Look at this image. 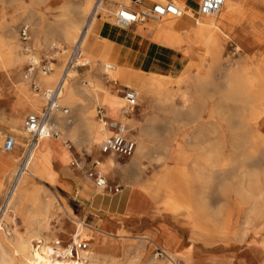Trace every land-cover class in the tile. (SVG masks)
I'll use <instances>...</instances> for the list:
<instances>
[{
  "label": "rangeland",
  "instance_id": "rangeland-1",
  "mask_svg": "<svg viewBox=\"0 0 264 264\" xmlns=\"http://www.w3.org/2000/svg\"><path fill=\"white\" fill-rule=\"evenodd\" d=\"M239 1L242 2L240 10H245L246 13L248 12V16L254 19L252 26L246 23L228 25L209 38L201 40L200 43L195 44L192 38H187V42L185 41L181 45L168 48L179 55L181 65L172 72L151 71L149 73H144L138 85L135 86L131 84L132 87L138 90V106L131 115L134 118V122L130 124L125 120H122V122L129 125V129L132 130L131 134L136 140V146L139 140L147 145V154L141 157V162L137 164L135 168L139 173L140 181L144 185H147V187L144 188L147 194L153 198L157 195L158 191L161 200L163 199V201L159 203L160 206L163 207V211L166 209L165 205L170 196L176 201V205H180L181 203L184 205V203L187 202L185 198L190 195L189 191H196L203 205H205L206 211L205 214L203 213L197 216L201 219L202 230H197V235L191 238L193 240L197 239L200 243H209L210 247L207 249L214 250V254L217 252V254L220 255L218 252L223 251L243 253V256L250 260V264H259V256L261 252L264 253V142L257 141L254 146L252 145L253 140L251 133L253 132L251 130L247 131L238 125L237 115L241 104L236 101L224 99L223 92L226 88L225 85L232 81L231 77L226 74L228 72H233L234 66L238 63L246 66L248 65L249 72L252 75H256L259 71H264V0H261L259 7L256 8L252 6V0ZM187 2L197 10V0H188ZM65 6L69 7L71 5L61 2L60 0H0V11H4V15H0V41L7 34L10 24L21 46L29 48V52H27L26 49L23 50V53L25 51L26 54L24 55L25 64L20 72L22 76L27 75L26 66L29 63L28 55L35 56L39 62L35 67V73L41 71V66L44 64L42 63L43 60H50L51 58L55 59V64L52 65V69L58 68L61 72L62 69H64L67 54L61 55L59 51L63 50L61 48H64L68 50L66 53H69V50L75 45H68L63 41H59L58 37L55 35L52 36L49 42H46L45 35L40 33L38 28L39 25L43 29L50 27V25L57 20V17L62 13ZM14 13H17L16 18H13ZM41 16L43 17L42 19ZM98 17L101 18V15H98ZM102 21L104 22V19ZM26 22L29 28L30 40L25 43L21 36V29ZM113 23V21H106L105 25L112 26ZM150 24L155 23L149 21L127 28H120L116 25H113V27L128 32L134 39V45H139V47H141L144 44L147 45V48L152 46V48H157L158 52L160 50L162 51L161 46L157 44L154 45L155 42L153 40L151 41V39L139 33L138 29ZM56 42L57 46L55 47L59 49L53 51L50 47ZM208 50H210L209 55L205 53ZM100 55V52L90 50L88 52V66L86 68L75 69L76 74L80 76L90 75L93 71L99 69L103 76L106 77V74L102 71L103 66L99 63ZM157 55L161 54L158 53ZM106 61L107 60H104V62ZM107 62L111 63L109 60ZM204 62L208 63L206 67L202 66ZM119 67L120 65L116 66L118 71ZM163 75H166V77ZM36 77L35 75V83ZM144 78L157 84V88L162 95H154L152 96L153 98L147 96L142 91ZM118 79H120V81H118ZM123 81L124 78L119 75H117L116 83L110 84L105 80L103 82L104 88L106 89V87H109L110 89L108 95L115 96L118 95L120 91L119 95L124 96L123 90L125 89V82L123 83ZM56 83H58V78L50 89H53ZM36 85L39 89H35L30 81H28L26 85L17 78L15 84L10 83L9 87L0 90V98H2V101L0 100V108H5L3 109L5 110L4 115L8 119L12 116V108L9 104L16 102L17 97L14 94L19 93L18 89H27L31 100L33 95H39L44 99L43 94L46 89L42 88L37 83ZM64 94L65 93L62 95V99L64 98ZM25 104L26 107L31 106L27 100H25ZM45 104L39 108V111L44 109ZM60 105L61 107L67 108L69 111L65 114L61 110L63 114L62 117H69L71 119L74 113L69 105L64 102H61ZM192 106L201 110V116L195 122L192 121V119L189 118V114H187L188 109ZM97 107L99 106H96L95 109V120H97ZM254 108L261 109L262 104L257 101L254 104ZM177 110L179 111L178 114L176 113ZM7 112L8 114H6ZM112 112L117 113L118 106H115ZM29 114H31V111L27 107L25 119ZM145 125L152 129L154 132L152 133L153 135H145L141 132V126ZM56 131H58L60 135L57 141H62L63 143L69 142L71 145L70 151L73 153L74 158H71L69 162V169H71L69 174L72 177L74 175L77 178L85 179L84 172L76 169L72 163L74 160H81L89 164L98 159L100 155L98 152V143L101 140V136L97 134L92 145L89 146L88 151L84 152L75 139L68 137L57 127ZM0 132L16 135L11 125L6 122H0ZM193 132H196L197 137H191ZM260 132L264 135V124L261 125ZM189 138H192L191 140L193 142L196 141V145L189 143ZM22 140L23 144L19 148L18 156L13 157L17 164L23 154L24 146L28 141V139ZM42 143L43 141L41 145ZM41 145L40 148L37 149L39 154H42ZM175 145L183 147V154L189 157L188 161L180 167L172 165L167 155L169 149ZM150 147H159V149L156 148L155 152H153V158H150L149 155ZM1 151L2 150H0V152ZM134 154H136V149ZM218 154H220L221 160L226 158L230 162L226 167L227 171L225 177V182L233 189L229 195L222 191L219 186L223 172L219 167V160H217L216 157ZM128 160L129 159H119L113 162L126 165ZM15 165L14 168L13 165L11 166L13 169L9 171L4 180H0V206L2 205L5 195L7 180L12 179L10 177H13L17 169V165ZM166 168L170 170V176L169 180H167L163 186V173H160L165 171ZM97 169L107 177L108 182L114 189L116 185L112 184V182L117 180L121 175L122 172L119 171L121 167L109 162L108 164L103 163L102 167L100 166ZM185 170L190 173L193 172V175H196L193 178L194 181L190 183V190L188 189V191H184V180L188 178L185 174ZM128 172L129 171H126L124 173ZM171 182L175 183L172 185L173 188H167L171 185ZM30 184L32 188L44 192V194L52 199L55 210L61 209V212L59 211L60 214H55L52 218L50 226L58 239L70 243L72 241L73 230L69 232L66 231L68 224L71 222L62 212L63 208L71 212L72 216L75 218L82 217V215L85 214V210L80 206L78 199L74 198L76 194L75 187L69 186L68 189L63 180H61L59 184H53L47 180L40 181L34 178L31 180ZM92 185H94L93 181ZM154 187L157 188L156 191H153ZM97 190L100 192L103 191L99 188H97ZM175 198L179 201L175 200ZM182 204L180 205L178 214L188 213ZM229 205H231V211L233 213L231 216L232 221L229 226L223 229L220 227ZM156 209L157 207L154 206V211ZM92 219L93 216L85 217V223L88 226L94 227L91 223ZM18 222L22 230V223L20 220H18ZM190 222V224L193 225L194 222ZM94 228L103 230L102 228ZM105 231L110 234H103L100 232L93 233L92 243L87 250L88 253H92V244L95 242L96 235L105 243L104 246L108 244L110 247H115V250L107 253V257L104 255L100 256V259L104 261L105 264L111 261L114 264H147L151 260L163 262L167 261L166 255L170 253L174 254L177 264H195L196 261L200 262L199 258H192L178 251L173 253L167 248L164 250L160 249L156 245L149 243L147 239H141L136 235L118 231L117 234H113L108 230ZM81 241L85 242L84 239ZM34 244L36 245V243ZM160 250H163L165 254L157 256V252ZM214 254H209L211 255L209 257H212L210 259V264H224L225 258L223 254L220 255L217 261L213 260ZM180 256H182V260L179 258Z\"/></svg>",
  "mask_w": 264,
  "mask_h": 264
},
{
  "label": "bare ground",
  "instance_id": "bare-ground-1",
  "mask_svg": "<svg viewBox=\"0 0 264 264\" xmlns=\"http://www.w3.org/2000/svg\"><path fill=\"white\" fill-rule=\"evenodd\" d=\"M60 1L68 3L71 6H65L62 13L57 17V20L53 22L47 29H43L39 25L38 31L45 35L46 42H49L52 36L55 35L58 37L59 41H63L68 45H80L87 59H89L88 52L90 50L100 52L101 55L99 63L102 64V71H104L106 77L103 76L101 70L99 69H96L90 75L80 76L76 74V68L67 67V65L65 64V67L64 69H62V72L58 68H53L50 72L47 73H43L42 70L35 73V75L37 76L36 83L42 88H45L46 93L47 91L51 90L50 88L53 86V84L58 78V83H56L55 86L57 87L59 85L61 87L58 103L60 105L61 102H64L69 105V107L74 113V116H72L71 119L69 117L63 118V114L61 112L62 109H59L56 111L57 113L55 112L52 118V123L55 129L57 127L61 129L68 137H72L73 139H75L76 142L80 144V148L82 149V151L87 152L89 146L92 145L94 138L98 134L97 132L99 130L101 140L98 143V148L103 139L110 133L108 129L103 126V124L95 120V109L96 106L100 105L99 98L101 97V95L108 94L110 91L109 87H106V89L104 88L103 82L107 80L110 84L114 82L116 83L117 75L121 76L120 72L116 69V66L120 65L116 58L107 57L102 52V31L106 26V21H113L111 17L113 9H115L119 5L128 6L131 4V2L129 0H108L105 3H102L96 11V14L93 15L96 6V0ZM153 1L163 3L166 0ZM172 1L179 7H181V9L183 10V15L181 17H167L161 20L160 22H153L155 24H150L148 26L138 29L139 33H142L143 35L151 39V41L153 40L155 42V44L153 43L154 45L157 44L161 46L162 51L160 50L158 52L161 55H163V52L166 49L171 48L175 45H181L187 40V38H192L194 43L197 44L200 43L201 40L207 39L215 33L223 30L228 25L246 23L247 25L252 26V24L254 23V19L248 16V12L246 13L245 10H240L242 2H240L239 0H225L222 9L214 15H200L198 11L191 6V4H188V0ZM251 2L252 6L256 8L259 7L261 0H252ZM3 13L4 11H0V15H4ZM98 15H101V18H99ZM16 17L17 13H14L13 18ZM42 18L43 17L41 16V19ZM103 19L104 22L102 21ZM26 24L27 22L24 24V26H27ZM140 24L142 23L136 24V26ZM113 25L115 24L113 23ZM52 45L53 46L50 47L51 50L56 51V49H59L58 47H55L57 46V42L53 43ZM25 49L27 52H29V48H24L23 46H21V43H19L15 31L12 30V27L9 24L7 34L0 41V90L9 87L10 83L15 84V80L17 78H19L20 82L26 85L28 81L31 82V77H29L28 75L22 76L20 74L25 64L24 55L26 53L25 51L23 53V50ZM61 49H63L62 52L59 51L61 55L68 54L66 53L68 52L67 49ZM71 50H69V52ZM205 53H208L209 55L210 50ZM27 57L28 62L32 63L36 67L39 62L37 61L35 56L28 55ZM104 60H109L111 61V63L107 61L104 62ZM53 64L54 62L51 63V67ZM207 64V62H204L202 66L206 67ZM123 67L127 66L123 65ZM249 71L250 70L248 65L246 66L238 63L236 66H234V71L228 72L226 74L231 77L232 81L228 82L225 85V89L223 88V97L226 100L236 101L241 104L237 115L238 125L239 127L247 131L251 130L253 132L251 134L253 140L252 145L254 146L257 141L264 142V135L260 132V126L264 121V71H259L256 75H252ZM163 76L166 77V75ZM125 88L133 87L126 86ZM135 90L137 91L138 95V90ZM142 91L149 97H152L154 95H162L160 90H158L157 88V84H155L153 81L148 80L147 78H144V81L142 83ZM18 92L19 93L14 94L17 97L16 102L9 104L12 108L11 118H5V116L2 115V113L0 112V122L9 123L11 125V128L13 129V132L16 134L15 147H13V149L9 152L1 151L3 153H8L9 156L12 158L18 156L19 148L23 144L22 139L29 140L31 137L24 126L27 107L31 111V114L41 115L43 110L39 111V108L43 104H45L46 101L45 93L43 94V97L45 99L44 101V99L39 95H33L31 100L27 89H18ZM63 93L65 94L64 98L62 99ZM119 98L121 99L124 105V97L121 96ZM1 99L2 98H0V100ZM25 100H27L31 106L26 107ZM257 101L262 104L261 109L254 108V104ZM176 113L178 114L179 111L177 110ZM200 113L201 110L194 106L190 107L187 111V114H189V118H191L194 122L196 121V118L199 117ZM120 115L121 117L117 120H125L129 124L131 122H134V118L132 116H125L122 113ZM141 127V132L143 134L153 135L152 133L154 132L150 127H148L147 125ZM191 137H197L196 132L192 133ZM47 138L59 139L60 135H58L57 137ZM47 138L39 139V143L33 151V155L28 166V172L20 178L15 191L13 192L10 199L8 200V203L6 204L7 206L0 209V264H78L77 261L72 258H53L49 255L48 247L50 246V243L53 240L58 239V237L55 235V232L52 230L50 223L55 214H60L61 209L55 210L53 206L54 202L52 201V199H50L46 194H44V192L32 188L30 184L33 178L38 179L40 181L47 180L53 184H59L57 182L56 177L51 171L49 159L45 155L39 154L37 151V149L40 148L41 142ZM192 138H189V143H193L196 145V141L193 142L191 140ZM65 146L70 149V146L67 145V143H65ZM135 149V155L139 156V158L146 155L148 152L147 145L143 144V142H141L140 140L138 141ZM216 157L217 160H219V167L223 172L222 179L219 185L220 189L229 195L233 191V189H231V187L225 182V177L227 171L226 167L230 164V162L226 158L221 160L220 154H218ZM95 162L97 163V168L100 166L102 167L103 163L99 160V158L96 159ZM110 162L113 165L117 164V166H120L125 172L136 171L135 167L137 166V164L140 163L138 158L124 166H122L120 163H114L113 161ZM185 171V174L188 178L184 180V191H188V189L190 190V183L194 181L193 178L196 175L191 174L187 170ZM99 173L102 174L100 171ZM169 176L170 170H167L166 168V170L162 174L163 186L164 183L169 180ZM85 180L90 181L92 183V181L87 177L85 178ZM174 184L175 183L171 182V185L167 188L172 189V185ZM189 193V197L185 198L187 199V202L184 203V205L182 203L181 204L188 211L186 215L187 221L194 222L193 225H191V237H194L195 235H197V230H202L201 219L197 216H200L203 213L205 214L206 210L204 207L205 205H203L197 193L194 191H189ZM176 198L175 200H177ZM180 205H176V201H174L170 196L168 202L165 205V211H168L172 214H178L180 210ZM62 212L67 216V218L71 222L70 224H68V228L66 231L69 232L73 230L72 241L74 242H80L82 239H84L85 243H87L90 247L92 243V237L94 236L93 233L100 232L103 234H110L107 231L88 226L85 223L84 217H80L78 219L72 217L71 213L65 208H63ZM181 216L182 215H180V217ZM231 216V205H229L220 228L224 229L229 226L230 222L232 221ZM18 220H20L22 223V230L20 228L21 226ZM2 225H4V230H2ZM183 225L185 228H190L188 223H185ZM118 232L123 233L124 230L120 229L118 230ZM95 237V242L94 244H92V253L90 254L86 250L82 253V255L87 256L89 264H105L104 261L100 259V256L104 255L107 257V253L115 250V247H110L108 244L104 246L105 243L97 235ZM144 239L149 240L146 237ZM34 243H36V245ZM166 257L168 262H155L151 260L147 264H177L174 258V254L170 253L169 255H166ZM259 257V264H264V253L261 252V255ZM219 258L220 255H218L217 253L213 255L214 261H217ZM108 264L114 263L111 261Z\"/></svg>",
  "mask_w": 264,
  "mask_h": 264
},
{
  "label": "crops",
  "instance_id": "crops-1",
  "mask_svg": "<svg viewBox=\"0 0 264 264\" xmlns=\"http://www.w3.org/2000/svg\"><path fill=\"white\" fill-rule=\"evenodd\" d=\"M28 36L29 39L27 41L30 40L29 31ZM101 40L103 41L102 52L105 54V56L116 58L120 64L119 72L124 78V87H132L131 84L135 86L138 85L141 82L144 73H149L151 71L172 72L181 65V59L174 51L166 49L163 52V55H157V48H152V46L147 48V45L144 44L141 47H139V45H134V39L128 32L115 29L110 25H106L104 27ZM27 41H25V43ZM52 62L55 64V59L51 58L50 60H43L42 63L44 64H42V66L46 63L51 64ZM30 64L32 63H28L26 66L27 72ZM123 65H126L127 67H123ZM34 75L35 70L31 78V83H35L33 78ZM118 81H120V79H118ZM119 97H121L119 93L115 96L108 94L101 95L99 98L100 105H98L99 107H97V109L102 107L105 109L106 115L109 118L115 120L119 119L121 117L120 114L123 106V102ZM115 106H118L117 113L112 112V109ZM3 109L5 108H0L2 115H4L5 111ZM6 114H8V112ZM200 116L201 113L199 117L196 118V120L199 119ZM5 118L7 117L5 116ZM262 124H264V121ZM127 127L130 131L129 136L135 140L131 134L132 130L129 129V125H127ZM99 131L97 132L98 135H100ZM57 140L58 139L56 138H47L43 140L41 145L42 155H45L49 159L51 171L56 177L58 183L63 180L68 189L69 186L75 187L76 194L74 195V198L78 199L80 206L85 210V214H83L82 217L85 219V217L93 216L91 221L92 226L102 228L104 231L108 230L113 234H117L118 230L123 229L124 233L136 235L141 239H144L145 237L148 238L149 243L156 245L160 249L164 250L167 248L173 253L178 251L179 253L187 254L192 258H199L200 262L196 261L195 264L211 263L210 259L212 257H209L211 256L209 254H214L215 251L207 249L210 247L209 243H200L197 241V239L193 240L191 238V222L187 221L186 219L187 213L173 215L167 211H163V207L159 204L161 201H163V199L161 200V197L158 195V191L155 197L152 198L149 196L144 189L147 187V185H144L140 181L139 173L137 171H129L128 173H124L125 171L122 168L119 169V171L122 173L117 180L112 182V184L119 185L120 190L118 192H100L97 190L95 185H92L90 181L77 178L74 175L72 177L69 174L71 172V169H69V162L71 158H74V155L70 149L65 146V143ZM170 145L172 146L171 143ZM150 148L149 155L150 158H153V152H155V149L158 147ZM167 155L168 158H170L171 164L175 165V167L184 165V163H186L189 159L187 155L183 154V147H179V145L171 147V149H169L167 152ZM98 157L102 163L106 164H108L110 161H116L119 159H129L127 163L134 161L137 158L141 162L142 159L135 154L128 158L121 157L116 154H100ZM82 162L86 163V161ZM15 164L17 165L15 160L10 157L8 153L0 152V180H4L9 171L14 168ZM92 164L93 162L89 163L87 166L90 167ZM12 165L13 168H11ZM95 169L98 170L97 167ZM162 173H164V171H162L160 174ZM191 174H193V172ZM154 190L156 191L157 188L154 187L153 191ZM154 206L157 207L155 211ZM180 215L182 216L180 217ZM76 218L78 219L80 217ZM185 223H188L190 228H185L183 225ZM218 253L220 255L223 254L225 258L224 264H250V260L244 257L243 253H233L231 251H223ZM179 258L182 260V256Z\"/></svg>",
  "mask_w": 264,
  "mask_h": 264
},
{
  "label": "built area",
  "instance_id": "built-area-1",
  "mask_svg": "<svg viewBox=\"0 0 264 264\" xmlns=\"http://www.w3.org/2000/svg\"><path fill=\"white\" fill-rule=\"evenodd\" d=\"M108 0H96L95 10L93 15L102 3ZM131 2L128 6L119 5L113 9L111 17L117 27L127 28L135 26L139 23L145 22H160L164 18L173 17L179 18L183 15V10L172 0H166L163 3L154 2L153 0H129ZM225 0H197V11L200 15H214L217 14L223 7ZM90 19V18H89ZM28 26H23L21 29V36L23 41L29 39ZM62 51V50H61ZM67 67H74L76 69L86 68L88 66V59L84 54L80 45L73 47L67 54ZM35 68L30 64L27 75L32 78ZM52 70L51 64L46 63L42 66V72L47 73ZM31 85L35 89H39L36 83ZM61 92V87L58 85L45 93L46 105L41 115L29 114L25 119V129L30 134V139L23 150V154L17 164V169L11 180H7V187L3 197L0 209L7 206L8 200L16 189L20 178L28 172L33 151L39 143V139L47 137H57L59 132L56 131L52 123V118L55 112L59 109L67 114L69 111L65 107H61L58 103V98ZM124 105L121 113L125 116H131L138 106V95L134 88H125ZM97 120L110 132L101 142L99 152L102 155L116 154L121 157H131L135 153L136 141L129 136L130 131L125 123L120 120L111 119L106 115L105 109L100 107L97 109ZM67 144L71 147L70 143ZM15 147V136L11 134L0 133V150L9 152ZM72 165L84 172L85 177L93 181L96 188H101L105 192H118L120 186H113L108 182L107 178L96 170L97 163L94 161L92 166H87L85 162L74 160ZM114 190V191H113ZM1 213V211H0ZM1 225V222H0ZM2 225V230L3 229ZM89 245L83 241L66 243L62 239H55L48 247V253L53 258H72L78 264H89L88 258L82 255L88 250ZM159 255H164V251L157 252Z\"/></svg>",
  "mask_w": 264,
  "mask_h": 264
}]
</instances>
